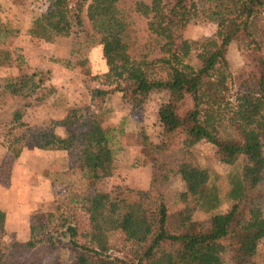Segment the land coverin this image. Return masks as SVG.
<instances>
[{"label": "trees", "instance_id": "trees-1", "mask_svg": "<svg viewBox=\"0 0 264 264\" xmlns=\"http://www.w3.org/2000/svg\"><path fill=\"white\" fill-rule=\"evenodd\" d=\"M45 1L52 8L33 19L30 38L53 43L75 29L82 47H101L107 71L98 79L109 89L88 87L92 105L103 111L107 96L120 93L133 108L144 105L152 93H167L158 109L157 143L142 126L128 121L138 127L141 165L151 169L149 191L156 206L149 210L99 188L114 175L128 120L105 124L101 112L82 132L76 171L84 193L70 197L64 207L37 213L28 238L9 250L6 213L0 208V264H45V249L73 252L74 264H226L225 254L231 264H253L264 239V0ZM199 9L207 10L216 32L188 40L185 30ZM135 17L144 20L147 35L146 53L139 58L132 55L141 33ZM233 42L244 53V66L236 75L227 60ZM191 54L199 65L188 62ZM48 80V71L8 78L0 98L30 99L41 92L37 100L44 102L56 92L45 85ZM5 126L6 147L15 159L27 146L44 151L72 146L71 138L53 131L23 130L21 111L13 112ZM201 141L211 143L224 162H241L225 195L211 185L209 171L193 153ZM175 177L182 182L178 198L184 206L172 213L165 195ZM227 202L228 211L213 214ZM74 210L82 216L71 214ZM199 211L212 214L208 228L193 222Z\"/></svg>", "mask_w": 264, "mask_h": 264}, {"label": "rangeland", "instance_id": "rangeland-1", "mask_svg": "<svg viewBox=\"0 0 264 264\" xmlns=\"http://www.w3.org/2000/svg\"><path fill=\"white\" fill-rule=\"evenodd\" d=\"M51 8V3L45 0H26L20 6L14 0H0L1 90L7 87L8 78L32 75L38 71L49 72V80L45 85L56 90L44 102L37 100L41 92L30 99L0 98V208L6 213V250L13 243L28 238L31 222L37 213L52 211L56 206L64 207L70 197L84 193L85 184L76 171L83 150L82 132L90 128L93 119L101 112L105 124L116 125L124 118L128 120L120 137L122 148L115 158L114 175L100 184L99 188L110 192L112 198L141 202L149 210L156 206L155 196L149 191L151 169L141 165L138 127L128 121L133 120L142 126L151 141L157 143L161 132L158 109L167 100V93H152L144 105L133 108L123 102L120 93H111L106 98L103 111H100L92 105L87 88L109 89L98 79L107 71L101 47H82L75 29L69 37L58 38L53 43L32 39L27 34L33 19ZM195 15L185 30L186 39L200 40L216 32V24L210 19L207 10L199 9ZM135 22L141 33L138 49L132 55L139 58L146 53L144 44L147 35L144 20L135 17ZM155 56L153 54L151 58ZM227 60L233 75L243 68L244 53L237 42L230 44ZM188 62L199 65L194 54H191ZM75 63L73 68L68 67ZM15 111L23 113L26 126L23 130L53 131L62 137L71 138V148L67 151H44L27 146L19 158H13L7 150L3 133ZM192 150L199 165L209 171L211 185L221 195H225L229 191L230 177L240 173L241 162H224L217 155L215 147L207 141L199 142ZM181 191L182 182L179 177H175L165 195V203L172 213L184 206L178 198ZM230 207V203H224L213 214L226 212ZM71 214L82 216L77 210ZM211 216L199 211L194 214L193 222L200 228H208ZM45 250V264L75 263V254L71 251ZM223 259L226 264H231L229 254H225ZM251 262L264 264V239L259 241Z\"/></svg>", "mask_w": 264, "mask_h": 264}, {"label": "crops", "instance_id": "crops-1", "mask_svg": "<svg viewBox=\"0 0 264 264\" xmlns=\"http://www.w3.org/2000/svg\"><path fill=\"white\" fill-rule=\"evenodd\" d=\"M6 224H7V220H6ZM29 235V234H28ZM22 240V239H21Z\"/></svg>", "mask_w": 264, "mask_h": 264}]
</instances>
